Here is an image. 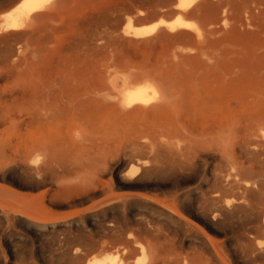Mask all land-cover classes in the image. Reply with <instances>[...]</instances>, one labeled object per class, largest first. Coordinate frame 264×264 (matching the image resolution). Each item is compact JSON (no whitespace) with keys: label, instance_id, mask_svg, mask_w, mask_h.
Listing matches in <instances>:
<instances>
[{"label":"rangeland","instance_id":"1","mask_svg":"<svg viewBox=\"0 0 264 264\" xmlns=\"http://www.w3.org/2000/svg\"><path fill=\"white\" fill-rule=\"evenodd\" d=\"M18 1L0 0V16ZM60 1L65 4L60 15L44 26L57 33L59 47L43 70L45 84H27L28 71L23 77L12 72L9 76L15 77L0 78V91L61 87L64 67L70 84H87L93 94L99 90V97L110 99L125 80L148 77L154 84H181L190 71L199 73L227 55L235 62L231 76L244 73L245 84H264V0L236 5L210 0V8L201 5L184 17L194 32L163 30L144 40L122 34L127 20L133 18L136 27L172 22L176 0ZM33 23L0 32L1 66L33 57L36 42L24 36L40 26ZM75 127L29 133V141L57 138V161L71 168H61L55 177L42 178L15 164L4 167L0 156V264H87L106 256L116 264H264V147L246 144L241 125L234 136V161L224 158L221 146L201 149L198 160L183 158L174 143L175 153L171 146L163 149L172 157L164 160L168 166L158 169L150 163L137 175L131 174L136 161L127 151L133 133L146 137L143 125L119 137L105 135L97 121ZM259 138L264 141V128ZM136 241L148 250L140 251Z\"/></svg>","mask_w":264,"mask_h":264},{"label":"bare ground","instance_id":"2","mask_svg":"<svg viewBox=\"0 0 264 264\" xmlns=\"http://www.w3.org/2000/svg\"><path fill=\"white\" fill-rule=\"evenodd\" d=\"M209 1L176 0V4L172 10L173 15L176 16L174 21L166 22L161 20L153 25L136 27L133 25V18H129L122 34L126 37L144 40L163 30L170 33H177L181 30H192L191 26L184 21V17L198 10L201 5L207 6ZM215 1L218 4L221 2H233L234 4L237 2L239 4L244 0ZM63 5L65 4L60 0H19L10 10L0 16V32L2 33L22 30L28 25L31 26V24H33L31 27H34L37 25V23L34 25V21H38L40 25L37 28L35 27L36 29L34 28L30 33L24 35L31 41L36 42L34 43L37 46L35 45L36 49L33 57L24 60V63H21L22 60L16 58L13 59V63L9 65L5 64L10 68L8 73L4 72L6 66L4 67L0 64V78L4 79L9 74L14 75L12 72L18 74L17 77H23L26 71H28V78L31 81L27 84H45L47 75L44 77L43 70H47L54 56L53 54H57L59 47L56 43L57 33L55 31L52 32V28L50 27L51 32L47 31L44 26L60 15ZM245 5L247 6V4ZM140 14L142 15L143 12ZM207 17L209 16L207 15ZM184 35L189 34L184 33ZM60 54L62 56V53ZM37 56L40 59L39 62L36 60ZM232 67H235V62L231 61L229 55L218 56L215 62L199 68V73L202 72L205 76L201 75L200 77L199 73L192 74V71H190L189 75L183 76L180 79L181 84H174V80L172 81L173 84H154L148 77H140L132 81L125 80L120 90L119 87L121 85L117 86L119 90L118 94L112 95L110 99H102L105 98L104 96L102 98L99 97L101 95H98L101 92L99 90L98 93L93 94L92 89L90 90L86 86L87 84L83 87L72 85L73 83L70 84V76L64 67L59 71L61 87L30 89L26 86H18L19 88L17 89L7 90V86L4 88L5 90L0 91V156L4 167L15 164L23 166V168L30 167L33 173L42 178L47 176L55 177L61 168H71L66 165H69L70 162L65 164L67 167H64L62 164L64 162L57 161L60 153L58 142H56L57 138L49 140L38 138L39 140L29 141V133L34 130L43 132L45 129L55 132L63 127H67V129L75 127L76 123L92 124L94 121L101 123L105 127L104 132L108 137H119L126 133L129 136L134 132L132 131V126L143 125L146 137H142V133L137 131L130 136L129 140L131 145L127 152L136 161L134 163L135 168L131 171L133 175H137L140 170L144 167L146 168L150 163L155 164L154 167H158V169H160L159 167L168 166V164L166 165V161L172 157L171 154L170 157L168 156L169 153L165 155L167 151L164 152L163 149H166L164 148L165 146L170 149L172 145H175L174 143L177 144L178 147L176 148L179 155L183 158L188 155L194 157L192 159H197L196 157L204 152L201 149L206 147L211 149V147L221 146L219 148L221 150L224 149V158L232 160L236 155V151L234 153V136L240 125L247 134L245 136H248V143L245 142L246 144L249 146L263 145L264 147L262 137L259 138V131H263L264 128V84H245L246 75L244 73H242L241 77L237 78L234 74L235 76H232L235 78H233L231 76ZM192 69L195 70V68ZM196 70L195 72H197ZM11 77L9 76V78ZM102 94H104V90ZM77 130H79L78 133L83 131L81 129ZM175 139L178 141L174 142ZM179 140L184 141V144H186L183 145L182 141ZM69 143L71 145L73 141L71 140ZM172 149H174V146L170 150L175 153ZM175 155V157L179 156ZM223 156L220 157L223 158ZM76 158H79V156H76ZM165 159L166 161H164ZM77 160H73V165L75 162H78ZM164 162L165 164H160ZM0 165H3L2 162ZM248 186L249 184L247 186L245 184V187ZM134 243H136L140 251L145 252L148 250V246L146 247L143 243L139 241ZM137 263L143 264L141 262ZM87 264H116V261L106 256L103 258H93Z\"/></svg>","mask_w":264,"mask_h":264}]
</instances>
